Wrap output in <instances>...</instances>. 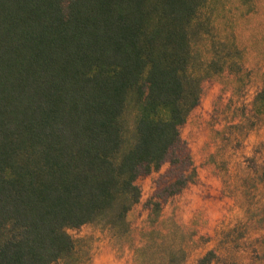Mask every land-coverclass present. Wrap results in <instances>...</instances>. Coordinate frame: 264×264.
<instances>
[{
    "label": "trees",
    "instance_id": "trees-1",
    "mask_svg": "<svg viewBox=\"0 0 264 264\" xmlns=\"http://www.w3.org/2000/svg\"><path fill=\"white\" fill-rule=\"evenodd\" d=\"M205 1L0 0V264L79 262L67 230L126 226L137 178L187 158ZM156 234L134 264H180Z\"/></svg>",
    "mask_w": 264,
    "mask_h": 264
},
{
    "label": "rangeland",
    "instance_id": "rangeland-1",
    "mask_svg": "<svg viewBox=\"0 0 264 264\" xmlns=\"http://www.w3.org/2000/svg\"><path fill=\"white\" fill-rule=\"evenodd\" d=\"M198 15L192 64L204 78L179 128L187 158L137 178L126 226L67 230L81 258L74 264H134L153 229L165 253L184 247L180 264L210 251L209 264H264V0H206ZM178 180L188 183L174 193Z\"/></svg>",
    "mask_w": 264,
    "mask_h": 264
}]
</instances>
